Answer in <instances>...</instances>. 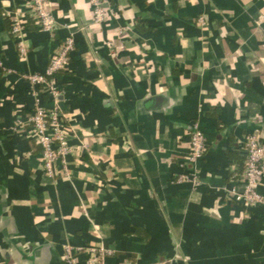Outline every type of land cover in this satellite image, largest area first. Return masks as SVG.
Wrapping results in <instances>:
<instances>
[{
	"label": "crops",
	"instance_id": "crops-1",
	"mask_svg": "<svg viewBox=\"0 0 264 264\" xmlns=\"http://www.w3.org/2000/svg\"><path fill=\"white\" fill-rule=\"evenodd\" d=\"M28 2L0 0V264H64L66 247L106 264H264V204L231 194L241 146L264 139V0H107L101 23L90 0H49L55 31L30 19L18 42L3 15ZM68 37L73 153L52 179L23 77L45 75ZM195 123L209 143L197 188L178 181Z\"/></svg>",
	"mask_w": 264,
	"mask_h": 264
},
{
	"label": "built area",
	"instance_id": "built-area-1",
	"mask_svg": "<svg viewBox=\"0 0 264 264\" xmlns=\"http://www.w3.org/2000/svg\"><path fill=\"white\" fill-rule=\"evenodd\" d=\"M93 7V15L96 23L104 20L107 0H90ZM49 0H29L26 10L8 12L5 17L10 22L13 37L21 42L26 25L30 19L34 20L39 28L46 33H53L56 28V20L49 8ZM21 51L25 54L26 48L21 45ZM75 51L73 38H66L59 46L58 51L51 59L50 68L45 75H25L23 79L28 81L36 89V101L29 117V124L35 131V141L42 149V162L48 177H66L67 158L73 153L69 144L71 129L67 117L59 109V102L64 95V88L60 81L53 76L58 72L69 70L70 58ZM2 63L0 61V69ZM1 71V70H0ZM46 95L49 102H45L41 96ZM264 139L260 131L253 132L247 141L241 146L245 157V170L241 177L244 190H233L231 194L238 202L256 205L264 204V197L259 188L264 183ZM190 163L193 170L186 169L178 178L181 183H189L194 188L201 185L197 170L198 162L209 150L208 139L201 131L199 124H193L190 133ZM106 251V250H105ZM109 253V252H107ZM82 256L86 257L85 264H106L104 250L93 248L75 249L66 247L63 250L62 260L64 264H81Z\"/></svg>",
	"mask_w": 264,
	"mask_h": 264
},
{
	"label": "trees",
	"instance_id": "trees-1",
	"mask_svg": "<svg viewBox=\"0 0 264 264\" xmlns=\"http://www.w3.org/2000/svg\"><path fill=\"white\" fill-rule=\"evenodd\" d=\"M3 18H5L7 21H8V19L3 15ZM30 25H33V22L31 21V20H29V22H28V24L26 25V29H31L32 28V26H30ZM11 31V30H10ZM70 73H68V72H58V73H56L54 76H53V78L56 80V81H61V79L64 77V76H67V75H69ZM264 142V141H263Z\"/></svg>",
	"mask_w": 264,
	"mask_h": 264
}]
</instances>
